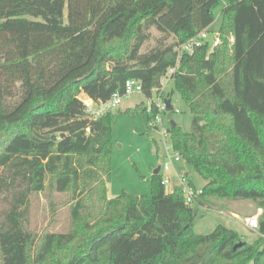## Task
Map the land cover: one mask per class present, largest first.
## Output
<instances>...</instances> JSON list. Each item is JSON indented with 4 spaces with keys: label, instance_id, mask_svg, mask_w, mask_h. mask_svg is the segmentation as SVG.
Listing matches in <instances>:
<instances>
[{
    "label": "trees",
    "instance_id": "16d2710c",
    "mask_svg": "<svg viewBox=\"0 0 264 264\" xmlns=\"http://www.w3.org/2000/svg\"><path fill=\"white\" fill-rule=\"evenodd\" d=\"M217 6L218 43L178 57L175 47L208 29ZM152 30L154 44L141 51ZM176 64L167 95L178 91L191 121L188 131L169 121L168 132L204 180L201 192L187 203L158 172L151 193L107 198L111 109L92 119L80 94L107 100L136 79L150 98ZM148 111L151 122L154 101ZM48 175L70 192L74 226L43 233L35 247L28 203ZM215 199L253 201L259 236L246 243L223 224L195 233ZM263 256L264 0H0V264H262Z\"/></svg>",
    "mask_w": 264,
    "mask_h": 264
},
{
    "label": "rangeland",
    "instance_id": "374dc122",
    "mask_svg": "<svg viewBox=\"0 0 264 264\" xmlns=\"http://www.w3.org/2000/svg\"><path fill=\"white\" fill-rule=\"evenodd\" d=\"M221 6H217L214 11V20L209 25V38L215 31H218L221 15ZM154 36L157 32L152 30L151 38L142 46L141 51L150 48L154 44ZM211 41V40H210ZM173 81L169 78L164 86L162 97L170 99L172 110L162 113L165 125L173 120L182 130L190 129L191 115L188 107L181 98L177 90H173L170 97L167 93L172 89ZM84 97L83 94H80ZM158 101L156 90L150 98L142 92H134L122 98L120 104L111 108V148L109 151V180L108 191L115 197L123 192L142 195L151 193L153 170L158 165H162L167 157H164V145L160 130L150 124L148 108L151 101ZM172 153L171 150H168ZM187 170H183L181 175L186 179H191L196 188L203 185L204 180L199 177L192 166L181 159ZM171 169L159 174L169 175L170 180L164 184L166 189H171L174 179ZM53 176L45 179V188L35 192L30 196L28 203L27 225L35 238V247L41 235L47 231H69L74 226L71 222L70 192H58L52 184ZM184 187H188L185 180ZM178 187V186H177ZM113 190V191H112ZM107 198H110L108 192ZM213 198V197H212ZM215 205L210 209H202L199 212L193 225V231L197 234H206L212 231L216 225L223 224L230 229L236 230L242 240L246 243L252 242L258 235L257 229L252 230L244 225V218L257 212L255 203L251 200L238 199L229 201L226 199H215ZM264 264V256L261 259ZM252 264V263H250Z\"/></svg>",
    "mask_w": 264,
    "mask_h": 264
},
{
    "label": "built area",
    "instance_id": "2783aa9c",
    "mask_svg": "<svg viewBox=\"0 0 264 264\" xmlns=\"http://www.w3.org/2000/svg\"><path fill=\"white\" fill-rule=\"evenodd\" d=\"M209 31L207 29H203L198 32L196 35L190 37L185 42L178 44L175 47V50L178 54V57L184 53H192L196 48L200 47L205 40H211L212 45H215L219 41L218 31H215L212 34V37L209 38ZM177 69V64L175 66L169 67L164 75L160 78V88L159 93L156 94L158 101L155 102L157 113L154 116V119L150 122L151 126L156 127L160 130L162 135V142L164 145V157H167V160H164L163 164L160 165L162 171H167L170 169L174 161H179L182 156L172 148L171 145V138L168 132V125H165L162 117V113L166 112V104L165 98L162 97L163 86L165 82L170 78V76L175 72ZM134 92H142V85L139 80L136 79H127L124 84V89L122 92H114L111 97L107 100H93L87 96L81 97L84 103V107L88 116L92 119L97 118L98 116L102 115L104 112L110 110L111 108L116 107L120 104L123 97L134 93ZM153 101V100H152ZM168 150H171L170 153ZM178 189H180L184 195L185 201L190 203L194 196L201 192L200 188H196L195 186H191L189 184V179L185 178L183 175L178 174ZM170 180L169 175H162V183L166 184ZM187 181L188 187H184V181ZM262 209L257 208V212L253 215L246 216L244 218V225L249 229L255 230L258 228V218L261 214Z\"/></svg>",
    "mask_w": 264,
    "mask_h": 264
},
{
    "label": "crops",
    "instance_id": "0c3cea01",
    "mask_svg": "<svg viewBox=\"0 0 264 264\" xmlns=\"http://www.w3.org/2000/svg\"><path fill=\"white\" fill-rule=\"evenodd\" d=\"M182 159V158H181ZM179 160V161H174L173 162V164H172V169H171V175H172V178L174 179V182H173V184H172V188L171 189H166V191H172V190H174V189H176L177 188V186H178V178H177V176H178V174H181V172L183 171V170H187V167L186 166H184V164L183 163H180V162H182V160ZM155 169V168H154ZM154 171V170H153ZM159 171H162L161 170V168H160V170ZM164 172V171H163ZM154 174V173H153ZM162 175H164V174H161V176ZM200 188V187H199ZM113 191V190H112ZM108 195H109V197H113L110 193H109V191H108Z\"/></svg>",
    "mask_w": 264,
    "mask_h": 264
},
{
    "label": "water",
    "instance_id": "95a60500",
    "mask_svg": "<svg viewBox=\"0 0 264 264\" xmlns=\"http://www.w3.org/2000/svg\"><path fill=\"white\" fill-rule=\"evenodd\" d=\"M165 104H166V110H167V111H169V110L172 109V105H171V103H170V99H166V100H165ZM170 122H171L172 125H175V124H176L173 120H170ZM159 170H160V165H158V166L154 169L153 173H158ZM237 245H241V242L237 243Z\"/></svg>",
    "mask_w": 264,
    "mask_h": 264
}]
</instances>
